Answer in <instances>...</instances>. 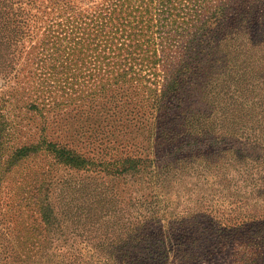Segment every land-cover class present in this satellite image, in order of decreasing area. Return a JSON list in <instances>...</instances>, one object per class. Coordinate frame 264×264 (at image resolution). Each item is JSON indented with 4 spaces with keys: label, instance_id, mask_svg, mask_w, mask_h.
I'll return each mask as SVG.
<instances>
[{
    "label": "trees",
    "instance_id": "obj_1",
    "mask_svg": "<svg viewBox=\"0 0 264 264\" xmlns=\"http://www.w3.org/2000/svg\"><path fill=\"white\" fill-rule=\"evenodd\" d=\"M263 24L264 0H0V180L35 154L81 174L38 173L25 199L39 223L17 245L0 230V264L48 262L53 184L87 200L75 224L90 233L50 264H195L234 235L264 244ZM18 108L38 119L21 145ZM57 125L74 148L49 137Z\"/></svg>",
    "mask_w": 264,
    "mask_h": 264
},
{
    "label": "rangeland",
    "instance_id": "obj_2",
    "mask_svg": "<svg viewBox=\"0 0 264 264\" xmlns=\"http://www.w3.org/2000/svg\"><path fill=\"white\" fill-rule=\"evenodd\" d=\"M263 26L262 28H264ZM25 74L26 70L19 72L16 79L10 81L6 88H2V91L7 89L18 91L16 84L24 81L23 76ZM20 106L18 105L17 107ZM14 114L19 118L23 116V123L20 128L21 133L17 134L13 139V143L21 145L28 141L29 133L36 132L34 124L38 122V119L32 113L26 112L22 108L16 109ZM27 129H29L28 134H24ZM61 129L58 125L55 126L49 137L57 139L62 143H67L69 147L74 148L75 144L69 145V140L64 137ZM49 164L52 163L45 155L35 154L20 161L5 173L0 180V230L8 236L13 245L20 244L23 241L27 236L25 232L31 224L37 225L39 223V214L36 209L32 208L31 202H27L25 199L29 188L33 184H37L39 180L38 173L48 169L51 171V176L61 182H75L81 176V174L60 166L53 165L50 168ZM178 190L182 191L181 188H178ZM196 192L192 191L187 194L193 199ZM47 193L45 203L49 204L53 211L57 213L56 220L58 223L54 225L61 226L60 232H55L52 240L46 239L43 245L45 249L43 253L49 257L46 264H50V262H58L51 255H58L60 253L59 249L63 250L68 245H72L73 247L81 241H86L90 231L85 232L86 228L75 224L78 213L86 210L88 206L87 200L83 199L82 194L74 193L73 189H62L61 192L60 187L55 186V184L49 187ZM258 242L257 238H250L249 234L234 235L227 238L225 245L216 250L214 256L207 262L200 260L195 264H264V244Z\"/></svg>",
    "mask_w": 264,
    "mask_h": 264
}]
</instances>
